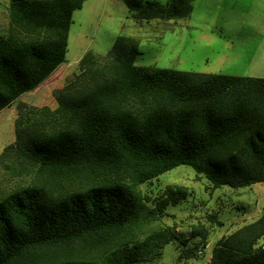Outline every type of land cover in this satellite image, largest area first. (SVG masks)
Wrapping results in <instances>:
<instances>
[{
  "label": "trees",
  "instance_id": "16d2710c",
  "mask_svg": "<svg viewBox=\"0 0 264 264\" xmlns=\"http://www.w3.org/2000/svg\"><path fill=\"white\" fill-rule=\"evenodd\" d=\"M85 1L10 0L0 31V112L56 77ZM125 1L142 25L186 15L194 0ZM134 41L119 36L107 54L86 52L54 109L19 112L15 141L0 154L9 176L0 181V264L155 261L179 237L142 225L190 192L174 184L152 198L142 184L180 165L212 189L264 181V78L137 66ZM209 219L221 224L216 214ZM190 236L207 246L203 224ZM263 237L264 213L218 239L207 264H264ZM198 247L179 258L201 255Z\"/></svg>",
  "mask_w": 264,
  "mask_h": 264
},
{
  "label": "rangeland",
  "instance_id": "374dc122",
  "mask_svg": "<svg viewBox=\"0 0 264 264\" xmlns=\"http://www.w3.org/2000/svg\"><path fill=\"white\" fill-rule=\"evenodd\" d=\"M194 0L190 13L168 20L152 19L140 25L125 0H86L74 12L63 67L53 80L27 92L0 112V154L15 141V122L19 112H40L43 106H57V92L77 70L82 56L91 51L107 54L119 36L131 37L134 64L182 71L231 75V25L239 22L264 21L261 0ZM10 0H0V31L7 29ZM234 71V70H232ZM25 116V114H24ZM0 169V181L7 175ZM14 183V180L12 181ZM187 187L190 195L179 204L169 206L168 215L144 223V232L172 229L179 239L163 248V256L141 264H207L215 242L264 213V181L234 189H212L209 181L192 167L180 165L153 181L141 185L143 193L156 198L169 185ZM4 186V185H3ZM154 206L153 202L149 203ZM216 214L221 224L209 219ZM203 224L208 230L207 246L200 236L191 237L193 226ZM189 239L184 245L181 240ZM203 249V254L180 259L186 247ZM259 244H264V237ZM198 250V249H197Z\"/></svg>",
  "mask_w": 264,
  "mask_h": 264
},
{
  "label": "crops",
  "instance_id": "0c3cea01",
  "mask_svg": "<svg viewBox=\"0 0 264 264\" xmlns=\"http://www.w3.org/2000/svg\"><path fill=\"white\" fill-rule=\"evenodd\" d=\"M261 1V5L264 7V0ZM230 48L231 76L264 78L263 20L250 23L239 22L231 25ZM62 67L63 64L60 68Z\"/></svg>",
  "mask_w": 264,
  "mask_h": 264
},
{
  "label": "built area",
  "instance_id": "2783aa9c",
  "mask_svg": "<svg viewBox=\"0 0 264 264\" xmlns=\"http://www.w3.org/2000/svg\"><path fill=\"white\" fill-rule=\"evenodd\" d=\"M207 247H208V246H207ZM199 253H200V254H203V250H200Z\"/></svg>",
  "mask_w": 264,
  "mask_h": 264
}]
</instances>
